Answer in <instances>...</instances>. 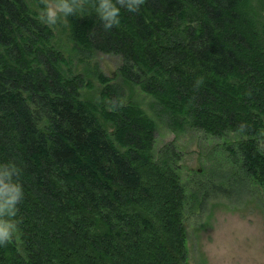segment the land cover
<instances>
[{"label":"trees","instance_id":"trees-1","mask_svg":"<svg viewBox=\"0 0 264 264\" xmlns=\"http://www.w3.org/2000/svg\"><path fill=\"white\" fill-rule=\"evenodd\" d=\"M54 1L57 42L42 1L0 0V264H184L178 155L151 161L152 118L121 105L105 76L98 98H83L66 53L117 57L115 79L156 97L172 131L189 120L243 136L230 155L264 187V54L245 0Z\"/></svg>","mask_w":264,"mask_h":264},{"label":"rangeland","instance_id":"rangeland-1","mask_svg":"<svg viewBox=\"0 0 264 264\" xmlns=\"http://www.w3.org/2000/svg\"><path fill=\"white\" fill-rule=\"evenodd\" d=\"M40 1L46 6L47 16L55 13L50 27L56 33L54 40L60 41L61 26L56 18L61 15V9L54 0ZM242 11L251 22L247 30L249 36L264 54V3L262 0H245ZM188 23L184 22L185 25ZM66 45L62 44V48ZM66 54L71 60L65 66H71L73 74L82 75L84 79L80 87L83 98L96 100L101 89H105L99 77L105 76L110 84L119 81L118 87L113 89L121 105L132 104L143 116L152 118L155 133L151 161H162V153L167 148H172L178 155V160H170L169 167L187 196L182 210L184 264H264V187L241 172L229 152L230 147L245 138L232 131L216 137L198 128L187 127L189 120L183 129L172 131L154 111L156 97L154 99L138 87L130 89V84L115 79L120 69L117 57L103 54L95 57V54L89 60H83V54ZM162 106L169 112L166 105ZM179 113L178 116H183L187 112ZM190 115L187 113L186 117L190 118ZM103 125L111 135L112 125L104 120ZM259 143L264 148V131ZM198 185L202 190L191 199V191H195Z\"/></svg>","mask_w":264,"mask_h":264},{"label":"clouds","instance_id":"clouds-1","mask_svg":"<svg viewBox=\"0 0 264 264\" xmlns=\"http://www.w3.org/2000/svg\"><path fill=\"white\" fill-rule=\"evenodd\" d=\"M140 0H133L132 3L127 4V7L130 10H134L136 6H138ZM62 10L66 12H70L71 8L67 6H62ZM118 13L119 9L112 7L105 15V19L108 21V24L106 26L118 22ZM55 13H49L48 20L49 22H52L54 20Z\"/></svg>","mask_w":264,"mask_h":264}]
</instances>
